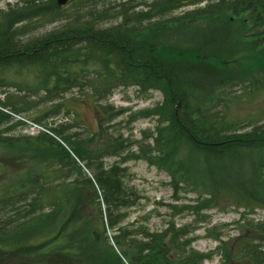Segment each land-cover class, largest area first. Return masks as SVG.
Instances as JSON below:
<instances>
[{
	"label": "trees",
	"instance_id": "1",
	"mask_svg": "<svg viewBox=\"0 0 264 264\" xmlns=\"http://www.w3.org/2000/svg\"><path fill=\"white\" fill-rule=\"evenodd\" d=\"M36 1L0 10V106L40 123L61 112L68 90L88 88L97 131L80 139L64 133L69 125L50 127L66 145L44 133L12 135L19 123L10 124L0 109V169L15 171L9 182L14 189L0 193V264H204L213 252L192 246L189 225L176 226L172 218L160 230L125 223L140 195L126 184L127 168L120 164L143 159L168 174L174 197L195 194L193 203L170 204L175 212L199 215L225 203L250 212L264 208V123L240 131L242 121L223 106L226 86L264 80V0H208L176 18L165 15L203 0H76L71 15L56 4L52 12L34 15ZM25 19L63 22L44 35L24 37ZM106 19L115 23L100 26ZM190 28H208L209 43L182 46L163 39ZM16 86L37 98L7 90ZM129 86L163 96L155 107L128 115L127 123L144 117L157 123L136 141L108 131L128 109L98 103ZM47 103L43 113L38 107ZM247 155L253 160L246 172ZM107 156L119 160L105 166ZM245 216L236 223L241 235L217 247L220 264H264V221Z\"/></svg>",
	"mask_w": 264,
	"mask_h": 264
},
{
	"label": "rangeland",
	"instance_id": "2",
	"mask_svg": "<svg viewBox=\"0 0 264 264\" xmlns=\"http://www.w3.org/2000/svg\"><path fill=\"white\" fill-rule=\"evenodd\" d=\"M139 1L150 2L152 0ZM207 1L208 0H203L195 4L178 8L165 15V17L176 18L183 15L188 10L203 7ZM36 2L40 4V7L35 6L31 9L34 15L40 11L52 12L55 9V4L58 8L68 12L69 15L75 13L77 9L76 0H67L61 6L57 5L56 0H38ZM21 5H23L21 0H0V10L2 11H7L9 8H19ZM140 9H143V6L136 8V10ZM62 22L63 20L30 21V19H25L20 24L24 26V37H26L44 35L54 30L56 27H59ZM113 23H115V21L113 22V19H111L109 22H99V25L106 26ZM209 37L210 32L208 28H190L187 31L180 29L172 30L163 39L169 44L200 46L199 43L208 44ZM251 43V46H257V43ZM230 71L233 72L234 70L230 68ZM257 81L258 80L254 82L252 87L245 86L246 82L226 86V103L228 106H226L227 108L225 109L229 116L233 120L246 121L238 126L240 131L250 128V123H264V82L257 83ZM17 88L18 86L9 87L7 90L9 92L24 93L27 99L33 100L37 98L27 90L18 91L16 90ZM89 91L88 88H72L64 93L63 98L60 100L63 102L62 111L57 116L45 118V120H43L46 125L45 127L49 129L50 127H58L59 125H69L70 127L64 133H78L77 137L80 139L90 137L92 132L97 131V114L93 106L95 105L94 100ZM1 92L2 90L0 89V94ZM41 93L42 92H40V94ZM162 97L161 93L155 89L144 94L138 91L136 86H129L114 89L108 98L100 100L98 103L105 106L110 105L113 109H128L125 114L116 116L111 121L108 131L114 136L121 135L126 141H136L142 138V131L153 132L157 123L154 117L139 118L135 122L127 123L126 119L128 115L139 110L151 108L158 102H161ZM49 104L50 103L41 104L38 108L40 111H44L43 113H47L46 108H48ZM23 115L32 119L29 113H24ZM27 131L29 130L19 123L18 126L15 127V130L13 129L9 133H12V135L19 133L20 135L30 136ZM48 135L59 139L58 141H62L65 145L67 144L61 136L54 132L53 135ZM148 141L152 140L149 139ZM133 150H136V147H133ZM1 153L2 147H0V154ZM247 156L248 157H245L243 160V168L246 172L249 170L253 160L251 156ZM118 160L119 158L116 156H107L102 159V163L105 166H109ZM120 166L127 168V177L125 178L126 184L128 186H133L140 195L138 203L128 210L129 214L125 223L134 225L141 223L147 225L150 230H160L163 229L172 218L176 226L189 225V228H194L190 233V236L194 237L192 246L201 252H213L212 258L205 261L204 264L221 263L222 257L218 254L217 247L221 244V240L230 242L231 240H236V238L241 235L236 224L241 213H244L247 219L264 221V208H256L253 212H250V209V211H245L243 207L236 208L234 206H227L226 203L219 207L204 209L199 215L188 211L175 212L174 209L170 208V204L180 206L186 203H193L192 199H194L195 194L192 192L187 194L179 192L177 198L174 197L176 194H174L170 185L168 174L158 170L154 165H149L143 159H130L120 164ZM13 168L14 167L9 166L5 168V170L0 169V193L14 189V186L9 184L11 178H13L11 175L15 173ZM219 176L222 177V175ZM233 195L234 198L240 197V195L237 194ZM203 215L206 216L205 222L200 221ZM198 217L199 219L197 220ZM113 233V230H109L110 235ZM218 235L220 236V240L215 239V236ZM227 251H229V246L227 247Z\"/></svg>",
	"mask_w": 264,
	"mask_h": 264
},
{
	"label": "bare ground",
	"instance_id": "3",
	"mask_svg": "<svg viewBox=\"0 0 264 264\" xmlns=\"http://www.w3.org/2000/svg\"><path fill=\"white\" fill-rule=\"evenodd\" d=\"M105 22H109V20L108 19H106L105 21H104V23ZM110 26V24H108V25H106V26H104V27H109ZM256 81V80H255ZM254 81V82H255ZM264 82V80H258L257 81V83H263ZM254 84V83H253ZM136 88H137V90L138 91H140L141 93H144V94H147L148 92H150L152 89H148V90H142V89H140V88H138L137 86H136ZM157 91H159V90H157ZM160 92V91H159ZM161 93V92H160ZM162 95V94H161ZM4 95L3 94H1V97H3ZM162 100H163V97H162ZM159 103V102H158ZM187 104H192L193 103V101L190 99V102L189 101H187L186 102ZM225 104L226 105H223L225 108H227L226 106H228L227 105V103L225 102ZM153 107H155V105L154 106H152L151 108H153ZM218 107H222L221 105H218ZM150 109V108H149ZM3 110L8 114V112L10 111V109L9 108H7V107H3ZM62 111V110H61ZM60 114V113H59ZM9 115V114H8ZM16 115H18V114H16ZM17 117L16 116H13V117H11L10 118V123H13V122H17L15 119H16ZM243 122H246V121H242L241 122V124L243 123ZM18 123V122H17ZM240 124V125H241ZM43 129L41 130L42 131V133H44V134H50V135H53V132H52V130H50V128L48 129V128H46L45 126V123L44 122H40V124H39ZM239 125V126H240ZM237 128H238V126H237ZM249 129V128H248ZM240 130V129H239ZM59 140V139H58ZM76 161H78V163H79V165L83 168V170L90 176V174H89V171H88V169L86 168V166H85V163L84 162H81V161H79L77 158H76Z\"/></svg>",
	"mask_w": 264,
	"mask_h": 264
},
{
	"label": "built area",
	"instance_id": "4",
	"mask_svg": "<svg viewBox=\"0 0 264 264\" xmlns=\"http://www.w3.org/2000/svg\"><path fill=\"white\" fill-rule=\"evenodd\" d=\"M12 115L16 116L17 117L16 119H20V120L25 121L27 123V128L29 130V133H31V134L38 132V131H41L43 129L39 124L28 121L19 115H15V114H12Z\"/></svg>",
	"mask_w": 264,
	"mask_h": 264
},
{
	"label": "water",
	"instance_id": "5",
	"mask_svg": "<svg viewBox=\"0 0 264 264\" xmlns=\"http://www.w3.org/2000/svg\"><path fill=\"white\" fill-rule=\"evenodd\" d=\"M67 0H56L57 5H63Z\"/></svg>",
	"mask_w": 264,
	"mask_h": 264
},
{
	"label": "flooded vegetation",
	"instance_id": "6",
	"mask_svg": "<svg viewBox=\"0 0 264 264\" xmlns=\"http://www.w3.org/2000/svg\"><path fill=\"white\" fill-rule=\"evenodd\" d=\"M263 44V43H262Z\"/></svg>",
	"mask_w": 264,
	"mask_h": 264
}]
</instances>
